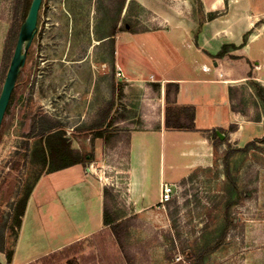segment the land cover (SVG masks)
Masks as SVG:
<instances>
[{
	"label": "rangeland",
	"instance_id": "374dc122",
	"mask_svg": "<svg viewBox=\"0 0 264 264\" xmlns=\"http://www.w3.org/2000/svg\"><path fill=\"white\" fill-rule=\"evenodd\" d=\"M153 1L111 0L109 10L108 2L101 5L100 0H72L65 5V12L64 0H52L47 3V13L41 3L29 64L18 74L0 129V188L25 153L26 144L28 152L35 148L38 138L31 131L32 125L45 120L58 124L56 128L64 131L71 149L91 155L83 167L107 185L109 216L127 220L119 229L125 258L111 237L101 251L106 264H193V254L216 243L204 255L203 264H264V144L240 150L264 134V102L252 87L257 84L264 92V83L257 81L259 68L245 85L250 86L254 97L242 90L237 105L246 117L262 121L260 133L251 141L238 139L229 135L236 130L232 126L224 130L221 142L213 136L211 154H204L202 166L180 178L175 195L163 205L136 207L124 202L125 143L114 149L104 148L106 155L96 157L89 140L91 133L83 131L110 99L113 80L130 79L128 84L133 85L125 90L133 107L129 131L144 126L137 119L138 103L150 83L145 82L148 77L127 75V41L129 48L142 45L140 50L154 57L174 51L166 32L153 29L158 27V19L168 21L174 15L175 2ZM22 2L0 0V91L23 22ZM246 39L244 36L243 41ZM44 171L28 159L19 170L11 198L0 207L6 221L0 237L6 249L11 248L14 239L8 214L25 186ZM152 194L157 200L156 185ZM103 243L88 240L80 253H93L97 260L98 246ZM115 253L119 254L118 260ZM76 264L87 263L82 260Z\"/></svg>",
	"mask_w": 264,
	"mask_h": 264
},
{
	"label": "crops",
	"instance_id": "0c3cea01",
	"mask_svg": "<svg viewBox=\"0 0 264 264\" xmlns=\"http://www.w3.org/2000/svg\"><path fill=\"white\" fill-rule=\"evenodd\" d=\"M172 1L174 15L168 21L158 19V27L153 29L166 32L174 44L172 54L154 57L140 50L142 45L129 48L127 41V75L148 77L145 82L150 83L138 103L137 119L144 126L130 131L126 145L122 196L124 202L136 207L158 204L162 183L177 185L187 172L202 166L204 154L213 150L214 130L224 134L233 126L236 130L229 132L230 136L251 141L262 128L261 120L246 117L237 104L242 90L254 97L245 85L258 68L257 81L264 83L260 81L264 80V0ZM210 12L218 17L209 20ZM222 45L232 47L217 58ZM167 83L177 84L176 106L185 108L181 118L192 123L195 131L164 128ZM153 84H159V89ZM127 99L132 101L128 95ZM92 149L96 157L107 153L99 139ZM153 185L157 200L153 199ZM105 188L107 185L83 165L42 173L32 187L12 243L11 264H38L102 231ZM0 263H5L2 253Z\"/></svg>",
	"mask_w": 264,
	"mask_h": 264
},
{
	"label": "trees",
	"instance_id": "16d2710c",
	"mask_svg": "<svg viewBox=\"0 0 264 264\" xmlns=\"http://www.w3.org/2000/svg\"><path fill=\"white\" fill-rule=\"evenodd\" d=\"M31 0H23L22 2V21H24ZM218 17L217 13H208L207 18L209 20ZM232 46L222 45L220 51L217 53V58H222L228 53V48ZM22 69V68H21ZM21 71V70H20ZM128 82L126 81H112L111 97L106 102L105 106L100 109L97 113V118L83 131L91 133V138H89L90 143L96 139L102 141L105 149H114L119 143L123 142L125 145L128 144V138L130 136V131L128 129L129 121L133 117V107L132 104L127 99L126 88L128 87ZM154 87H160L159 84H153ZM255 94L257 97L264 102V92L263 89L257 84H252ZM165 116H164V128L169 131H195V127L192 123L184 122L181 115L185 111V108L176 106L175 96L177 93V84L167 83L165 86ZM12 94L7 106L5 113H7ZM58 124L49 123L45 120H40L36 125H32L31 131H35L37 142L35 148L28 152V145L26 144L25 153L19 156L18 163L11 169L10 173L7 174V178L3 183L2 188H0V207L3 203H6L11 198L13 193V188L17 181V176L19 170L22 166H26L28 159L30 163L33 164L37 162L40 166L41 171L45 170L44 173H51L58 170H62L74 165H84L91 155L82 154L77 149H71L69 140L65 137L64 131L56 128ZM2 126V124H1ZM264 128V127H263ZM1 129V127H0ZM215 131V130H214ZM213 131V136L218 142H221L217 134ZM220 133L221 130H220ZM259 143L264 144V134L260 138H256L251 142L245 144L241 151L246 150L250 145ZM212 146H214L212 144ZM41 172L37 174V177L33 180L30 185L25 186V189L19 199L13 204L12 211L8 214L9 218L12 220L10 225L12 231L13 243L16 239L17 232L19 230L22 217L25 211L26 203L29 198L32 187L37 181ZM109 206H108V189L105 188L103 191V223L105 228L92 235L90 238L74 243L59 252L53 253L46 257L43 261L38 264H76L80 261H86L87 264H97L104 263L105 257L102 256L101 251L106 248L107 241L111 240L113 237L115 243L121 252L122 256L125 258V250L122 238L119 234V229L127 224V220H118L115 216H109ZM4 211L0 209V228H4ZM3 234V232H2ZM100 238L101 241H98ZM0 253L5 256L4 264H11L13 250L12 246L10 249L4 247L3 237H0ZM94 241L96 244L104 242L101 247L98 246V254L100 257L96 260V256L93 253L88 255H82L80 252L82 245L88 241ZM218 243L213 246L207 247L199 254H193V264H203L202 260L206 253L211 252ZM104 254V252H103ZM115 257L119 256L116 255ZM118 260V259H117ZM65 261V262H64ZM2 264V263H0Z\"/></svg>",
	"mask_w": 264,
	"mask_h": 264
},
{
	"label": "water",
	"instance_id": "95a60500",
	"mask_svg": "<svg viewBox=\"0 0 264 264\" xmlns=\"http://www.w3.org/2000/svg\"><path fill=\"white\" fill-rule=\"evenodd\" d=\"M41 3L42 0H31L26 17L18 30L12 57L0 91V127L16 85L18 74L25 65L27 52L37 29L38 12ZM216 134L220 140H223L224 134L218 131Z\"/></svg>",
	"mask_w": 264,
	"mask_h": 264
},
{
	"label": "built area",
	"instance_id": "2783aa9c",
	"mask_svg": "<svg viewBox=\"0 0 264 264\" xmlns=\"http://www.w3.org/2000/svg\"><path fill=\"white\" fill-rule=\"evenodd\" d=\"M177 191V187L174 184L162 183L160 186L159 204H165L169 202Z\"/></svg>",
	"mask_w": 264,
	"mask_h": 264
},
{
	"label": "flooded vegetation",
	"instance_id": "af4514ba",
	"mask_svg": "<svg viewBox=\"0 0 264 264\" xmlns=\"http://www.w3.org/2000/svg\"><path fill=\"white\" fill-rule=\"evenodd\" d=\"M51 1L52 0H42L43 4L46 6V13L50 9V5L47 4V3L51 2ZM69 1H72V0H64V2L62 3L64 11H65V5L67 4V2L69 3ZM100 1H101V5H102V2L105 3V4L108 2V7H109L108 9L111 10V0H108V1L107 0H100ZM37 23H38V21H37ZM36 34H37V29H36V32H35L34 37L32 39L31 45H30V47L28 49V52H27V56H26V60H25V66H27L29 64L30 54H31V51H32L33 46L35 44Z\"/></svg>",
	"mask_w": 264,
	"mask_h": 264
},
{
	"label": "bare ground",
	"instance_id": "6f19581e",
	"mask_svg": "<svg viewBox=\"0 0 264 264\" xmlns=\"http://www.w3.org/2000/svg\"><path fill=\"white\" fill-rule=\"evenodd\" d=\"M260 81L264 82V80H260Z\"/></svg>",
	"mask_w": 264,
	"mask_h": 264
}]
</instances>
